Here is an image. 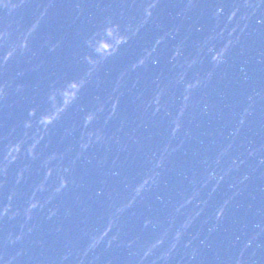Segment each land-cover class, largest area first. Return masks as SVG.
Instances as JSON below:
<instances>
[{"label":"water","instance_id":"obj_1","mask_svg":"<svg viewBox=\"0 0 264 264\" xmlns=\"http://www.w3.org/2000/svg\"><path fill=\"white\" fill-rule=\"evenodd\" d=\"M0 264H264V0H0Z\"/></svg>","mask_w":264,"mask_h":264},{"label":"clouds","instance_id":"obj_2","mask_svg":"<svg viewBox=\"0 0 264 264\" xmlns=\"http://www.w3.org/2000/svg\"><path fill=\"white\" fill-rule=\"evenodd\" d=\"M110 38H112L115 42V44H119L121 42L124 41V37L122 36H119L118 34L115 33V31L113 29H108L107 30V33H106ZM114 50V47H113V44H109L107 41L105 40H100L98 43H97V46H96V52L99 54V55H105V54H111V51ZM214 59H219V56L217 57H214ZM80 84H77V83H70L67 85V87L63 90V92L61 93V104H60V107L56 108L55 111H53V113L51 115H46V116H43L41 118V123L44 124V125H47L49 123L52 122L53 119H55L59 113L61 111L64 110V108H66L68 105H70L71 103L74 102V100L76 99V96H77V92L80 88ZM53 99V102H55V96L52 97ZM87 119H91V116H89ZM18 150V146L11 149L10 151H16ZM34 206V205H32Z\"/></svg>","mask_w":264,"mask_h":264}]
</instances>
